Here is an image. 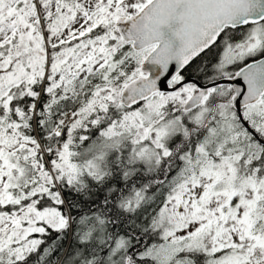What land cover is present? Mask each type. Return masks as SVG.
Segmentation results:
<instances>
[{
    "label": "snow or ice",
    "instance_id": "1",
    "mask_svg": "<svg viewBox=\"0 0 264 264\" xmlns=\"http://www.w3.org/2000/svg\"><path fill=\"white\" fill-rule=\"evenodd\" d=\"M0 264H264V0H0Z\"/></svg>",
    "mask_w": 264,
    "mask_h": 264
}]
</instances>
